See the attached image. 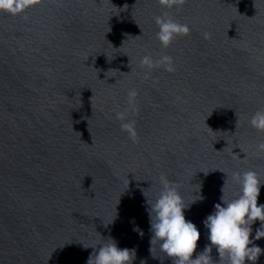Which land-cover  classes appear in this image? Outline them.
I'll list each match as a JSON object with an SVG mask.
<instances>
[{"label":"water","instance_id":"obj_1","mask_svg":"<svg viewBox=\"0 0 264 264\" xmlns=\"http://www.w3.org/2000/svg\"><path fill=\"white\" fill-rule=\"evenodd\" d=\"M165 13L190 28L168 47ZM145 56L171 57L174 71ZM262 108L264 0H33L0 12V264H87L109 237L136 249L133 264H172L159 242L149 252L145 195L155 201L161 176L187 202L202 186L185 213L202 251L226 179V200L239 193L234 173L264 180V132L250 124Z\"/></svg>","mask_w":264,"mask_h":264},{"label":"clouds","instance_id":"obj_2","mask_svg":"<svg viewBox=\"0 0 264 264\" xmlns=\"http://www.w3.org/2000/svg\"><path fill=\"white\" fill-rule=\"evenodd\" d=\"M32 2L33 0H0V12L19 14ZM182 2L183 0H160L161 6L165 8H171L174 4ZM156 23L159 28L157 38L164 47H168L178 35H187L190 32L187 24L176 22L169 18L167 13L156 17ZM142 64L149 68L163 64L169 71H174L172 58L168 56L158 61L145 56ZM129 96L134 98L136 92H130ZM117 119L124 121L125 113H117ZM250 124L258 131L264 132V108L256 111ZM121 128L129 132L133 139L135 138L134 121L122 123ZM256 147L258 152H264V142ZM233 179L239 185V193L231 200L225 199L226 179L221 189V202L214 205V211L203 221L210 243L205 245L202 251L197 252L201 231L194 222L186 218L185 213L193 204L203 201L202 186L200 185L197 192L198 198L187 202L181 195L178 185L161 176L162 187L155 201H150L144 193L149 216V231L152 234L149 252L153 258H157L153 255V246L159 242V250L172 260V264H225V261L226 264H247V262L256 264L264 254V248L255 243L264 238V203H259L264 180H261L259 173L252 170L243 174L234 173ZM256 221H260V224L253 235L252 226ZM110 224L104 223V227L107 228ZM133 224L135 225L134 220ZM133 230L143 237L144 233L138 226H134ZM106 240L107 242L98 247H91L93 252L87 264H133L137 258L135 248H121L111 237ZM213 248L219 254V261L213 260L211 255Z\"/></svg>","mask_w":264,"mask_h":264}]
</instances>
